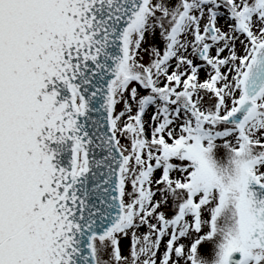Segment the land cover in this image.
<instances>
[{
    "label": "snow or ice",
    "instance_id": "obj_1",
    "mask_svg": "<svg viewBox=\"0 0 264 264\" xmlns=\"http://www.w3.org/2000/svg\"><path fill=\"white\" fill-rule=\"evenodd\" d=\"M0 264H264V0H0Z\"/></svg>",
    "mask_w": 264,
    "mask_h": 264
}]
</instances>
